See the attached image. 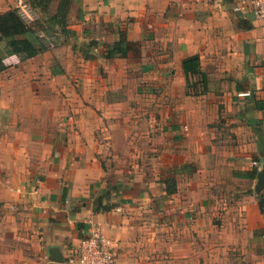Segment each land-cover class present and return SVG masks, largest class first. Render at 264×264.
Wrapping results in <instances>:
<instances>
[{
  "label": "crops",
  "instance_id": "crops-1",
  "mask_svg": "<svg viewBox=\"0 0 264 264\" xmlns=\"http://www.w3.org/2000/svg\"><path fill=\"white\" fill-rule=\"evenodd\" d=\"M68 30L0 72V264H66L89 219L118 264H264V21L248 0H80ZM123 33L134 47L107 58ZM193 55L214 77L198 96Z\"/></svg>",
  "mask_w": 264,
  "mask_h": 264
},
{
  "label": "trees",
  "instance_id": "trees-1",
  "mask_svg": "<svg viewBox=\"0 0 264 264\" xmlns=\"http://www.w3.org/2000/svg\"><path fill=\"white\" fill-rule=\"evenodd\" d=\"M55 1L29 0L28 4L32 9L40 7L44 13V16L33 19L17 7L0 14V72L13 64V59L24 61L48 50L52 44L55 45L54 37L58 32L69 35L72 4L80 0H57L55 10L51 11ZM134 45L123 33L120 39L108 46L106 57H126ZM183 69L187 94L198 96L210 91L214 77L202 69L199 55L185 58ZM176 182V178L164 180L168 194L176 191ZM260 208L264 211L263 200H260Z\"/></svg>",
  "mask_w": 264,
  "mask_h": 264
},
{
  "label": "built area",
  "instance_id": "built-area-1",
  "mask_svg": "<svg viewBox=\"0 0 264 264\" xmlns=\"http://www.w3.org/2000/svg\"><path fill=\"white\" fill-rule=\"evenodd\" d=\"M248 4L255 18L264 21V0H248ZM18 6L24 11L27 9L25 0H19ZM88 221L89 227L83 231L80 245L69 252L66 264H118L116 242L106 236L92 219Z\"/></svg>",
  "mask_w": 264,
  "mask_h": 264
},
{
  "label": "water",
  "instance_id": "water-1",
  "mask_svg": "<svg viewBox=\"0 0 264 264\" xmlns=\"http://www.w3.org/2000/svg\"><path fill=\"white\" fill-rule=\"evenodd\" d=\"M264 189V168L262 170H260L258 172V188L257 191H260ZM51 253L55 256V261L61 262L62 257H61V253L59 252V250L57 248H54L51 250Z\"/></svg>",
  "mask_w": 264,
  "mask_h": 264
},
{
  "label": "rangeland",
  "instance_id": "rangeland-1",
  "mask_svg": "<svg viewBox=\"0 0 264 264\" xmlns=\"http://www.w3.org/2000/svg\"><path fill=\"white\" fill-rule=\"evenodd\" d=\"M25 14V13H24Z\"/></svg>",
  "mask_w": 264,
  "mask_h": 264
}]
</instances>
